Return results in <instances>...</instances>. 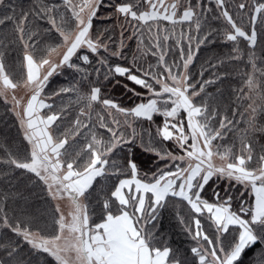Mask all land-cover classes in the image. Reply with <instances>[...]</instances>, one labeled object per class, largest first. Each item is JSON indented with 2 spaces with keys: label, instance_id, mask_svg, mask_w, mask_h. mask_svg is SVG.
<instances>
[{
  "label": "snow or ice",
  "instance_id": "snow-or-ice-1",
  "mask_svg": "<svg viewBox=\"0 0 264 264\" xmlns=\"http://www.w3.org/2000/svg\"><path fill=\"white\" fill-rule=\"evenodd\" d=\"M0 7L11 9L0 15V101L21 136L0 134V264H264V0ZM103 19L114 23L100 30ZM217 41L231 51L194 72ZM97 108L106 115L93 121ZM37 189L50 211L30 210L24 193ZM170 207L186 249L161 230Z\"/></svg>",
  "mask_w": 264,
  "mask_h": 264
},
{
  "label": "trees",
  "instance_id": "trees-1",
  "mask_svg": "<svg viewBox=\"0 0 264 264\" xmlns=\"http://www.w3.org/2000/svg\"><path fill=\"white\" fill-rule=\"evenodd\" d=\"M34 2H35V0H6L7 4H10L12 7L17 8L18 11L21 7H23V8L31 7ZM106 7H107V5L105 6V8ZM4 11L10 12L11 9H4L3 7H0V15H2L4 13ZM107 14H108L107 11L102 9L100 15L102 17H104V16H107ZM95 23H96V27L98 29L102 30L105 27H111L114 22L103 19V20H97ZM130 31H131V27L129 26L128 31H126L125 35H128L130 33ZM178 31H179V29H177V32ZM154 32H155V30H153V34H154ZM116 33L118 36L119 28L116 29ZM148 36H149V33H147L145 31V33H144L145 44L148 43ZM174 39H175V37L173 38V40ZM172 42L173 41H169L170 44ZM126 43L128 44V48L126 49V54L128 55L129 60H131L132 54L135 53L136 49H137V41L135 38H133L131 41H126ZM241 47L244 48V45L242 44ZM230 51H231V45L225 44L222 41H217L214 44L210 43V44H207L205 46H202L200 52L198 53V58L195 61L193 71L194 72L199 71L202 62L205 61L206 59H210L214 56L223 57V56L227 55ZM259 51H260V46H258V48H257L258 54H259ZM147 61H148V63L155 65L156 58L148 56ZM146 66L147 65H145V67ZM243 68H244L243 63H241L239 65H230L229 66V71L231 72V75L228 77V79L225 81V83L223 85H221V88L224 92V97L220 99V103L226 105L231 101L232 97L230 94L229 84L233 88L238 87L241 84L239 72L234 71L233 69H243ZM90 71H91V69H90ZM206 77H207V73H206ZM77 79H79V76H77ZM93 79H95V76H93ZM101 79H102V77H101ZM65 81H66V77L60 76L55 81V83L53 84V87H56L57 85H59L60 83H64ZM209 91L214 93L216 91V89L215 88H209ZM107 92L111 97L116 99L117 102H121L126 106L130 105L131 101L128 99L127 95H125L124 91L120 87L112 88L111 86H109L107 89ZM60 103L61 102L58 100L57 104L59 105ZM68 103H69V98L65 97L63 100V104L67 105ZM97 113H100L102 115H106L105 112H101L100 108H97L96 111L92 115L93 121L96 120V114ZM76 115H77V110H76L75 106L73 105L71 117L74 118ZM106 119H110V118H108L106 116ZM157 120L159 122L160 118H157ZM0 134H6L10 137L15 138L18 141L21 139L20 133L18 132V124L16 122V119L10 111H7L5 109V106L3 105L2 101H0ZM233 142H235L237 144V147L239 146L238 141L236 140V136H234L233 134L230 133L228 136V139H227V143L231 144ZM149 157H150V154H145L144 159L147 160V159H149ZM214 180H215V178H214ZM210 184H212V187L207 190L208 196H211L212 189H216L217 191H219L220 189L227 187V184L225 181H219L216 183L210 182ZM234 192H235V190H234ZM24 195L28 197V204L30 206L31 211L41 213V212L51 210L50 205L45 202L43 194L39 193L38 189L35 190L34 192H31V193L28 191H25ZM23 203H24L23 201H19L20 206H23ZM176 211H177V209L170 207L169 211L164 214V217L161 220V230L166 234V236L171 238V242L173 243V245L175 247H178L181 249H186L189 246L188 241L186 240L185 235L183 234V232L181 230V226L178 223V220L176 218ZM251 255L252 254L249 253V257Z\"/></svg>",
  "mask_w": 264,
  "mask_h": 264
},
{
  "label": "rangeland",
  "instance_id": "rangeland-1",
  "mask_svg": "<svg viewBox=\"0 0 264 264\" xmlns=\"http://www.w3.org/2000/svg\"><path fill=\"white\" fill-rule=\"evenodd\" d=\"M22 94H23V90H20V91L18 92V95H22ZM62 207H64V208H65V211H67V207H66V206L62 205Z\"/></svg>",
  "mask_w": 264,
  "mask_h": 264
}]
</instances>
